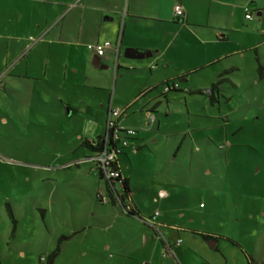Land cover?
<instances>
[{
	"label": "crops",
	"instance_id": "obj_1",
	"mask_svg": "<svg viewBox=\"0 0 264 264\" xmlns=\"http://www.w3.org/2000/svg\"><path fill=\"white\" fill-rule=\"evenodd\" d=\"M175 4L183 8L181 18L174 16ZM245 9L251 19L245 17ZM105 41L111 42L112 48H107L100 57L87 47ZM263 44L264 0H0V123L6 125L8 119L35 108L32 101H25L28 94L48 104V112L54 111L49 104L55 96L64 112L72 115L76 107L56 96L58 80L66 81L68 72L76 80L81 73L79 67L69 69L68 65L85 67L84 79L90 67L113 66L116 80L124 78L118 72L121 66H129L139 79L134 87V100L113 98L103 120L106 127L110 107H127V114L119 123L131 126L137 133L121 155L147 148L157 164L162 152L150 148L139 129L130 123L140 126L141 121L135 115L139 111L149 122L153 116L152 123L157 122L159 128L155 117L159 101L152 103V100L171 92L164 94L162 82L187 83L192 75L202 72L211 82L204 90L220 78L223 83L236 86L225 76L241 71L239 61L247 60L248 49L254 50L257 66H262L259 46ZM97 57L98 67L94 65ZM258 78L264 80V72ZM24 83L31 92L26 94ZM222 84L218 87L219 95ZM181 88L179 85L178 89ZM187 90L193 94L202 89ZM149 95L150 99L136 109V100ZM92 102L85 100V111L93 112ZM98 107H104L101 99ZM150 141L156 143L155 138ZM181 145L182 142L176 146V152ZM194 154L188 171L180 167L178 176H169V172L156 166L151 169L155 176L163 174L166 178L153 179L148 190L145 185L142 189L134 185L118 157L121 177L128 179L130 189L126 203L139 214L130 217L141 219L146 227L140 238L144 249L139 264H250L249 256L256 264H264V185L249 193L211 185L200 187L192 181V170L202 158ZM92 156L85 160L92 161ZM206 175H210L209 170ZM97 187L96 196L105 195L106 183L103 191L99 183ZM114 187L119 191L122 186L114 182ZM139 190L147 191V203L136 198ZM97 202L96 220L104 228L121 217L117 205ZM146 208H150L149 212L143 215ZM156 212L158 215L153 219ZM85 226L84 229L88 228ZM7 258L11 260L12 253Z\"/></svg>",
	"mask_w": 264,
	"mask_h": 264
},
{
	"label": "rangeland",
	"instance_id": "obj_2",
	"mask_svg": "<svg viewBox=\"0 0 264 264\" xmlns=\"http://www.w3.org/2000/svg\"><path fill=\"white\" fill-rule=\"evenodd\" d=\"M259 50L264 67V44ZM254 56V50L248 49L247 60H234L239 61L241 71L225 77L236 86L225 81L216 103H210L205 94L183 91L209 87L211 82L200 72L187 83L180 81L181 89L152 100L159 101L155 112L159 128L157 122L151 123L136 112L140 126L130 124L139 129L150 148L162 153L157 164L147 148L118 156L134 185L141 189L145 185L148 190L153 179L166 178L154 175L151 169L155 166L169 176H178L180 167H186L183 170L187 172L193 153L202 158L192 170V181L200 187L249 193L264 185V80L258 78ZM77 67L81 71L77 81L68 72L66 81L56 82V96L77 109L72 115L64 112L55 96L49 104L54 111L48 112V104L28 94L25 101H32L35 108L8 119L6 125L0 123V264H139L142 258L140 238L146 227L141 219L130 217L117 205L121 217L108 228L98 224L97 184L103 191L104 181H99L95 163L85 160L92 151L82 145L84 139L104 133L103 119L110 100H134L137 73L132 67L121 66L118 72L124 78L116 80L113 66L110 70L90 67L84 79L85 67L68 65L69 69ZM81 83L83 87L75 88ZM29 87L24 83L26 94L31 92ZM149 97L136 100V109ZM90 99L93 112L84 110L85 100ZM100 99L102 109L98 107ZM151 138L156 139L155 144ZM207 170L210 175H206ZM137 194L136 198L145 203L147 191ZM149 209L142 214L147 215ZM85 225L88 228L84 229ZM75 229L79 232L72 234ZM61 236L67 239L62 241L59 254L53 256ZM10 253L12 259L8 260Z\"/></svg>",
	"mask_w": 264,
	"mask_h": 264
},
{
	"label": "built area",
	"instance_id": "obj_3",
	"mask_svg": "<svg viewBox=\"0 0 264 264\" xmlns=\"http://www.w3.org/2000/svg\"><path fill=\"white\" fill-rule=\"evenodd\" d=\"M174 16L181 18L184 14L183 8L180 4H175ZM247 19H251V14L248 9H245ZM88 49L94 52L97 56H102L107 48H112V43L105 41L102 43L89 44ZM179 84L175 82L174 84L164 85L163 92H167L173 88H178ZM206 93H210L209 89L205 90ZM127 114L126 108H110L107 120H106V134L104 136V144L94 151L91 157L92 162L95 163L96 174L99 173L103 176L105 180L113 181L114 179L121 178V172L119 170L118 156L128 148L130 145L129 139L134 137L137 131L133 128L123 126L119 123L120 118H123ZM150 122L154 121V117L151 116ZM114 182V181H113ZM122 186V184H121ZM122 188V187H121ZM121 190V189H120ZM163 195V194H162ZM104 196V195H103ZM104 202L106 198L104 197ZM127 209H131L129 204L126 205ZM158 213L153 215V219L156 218ZM150 222V221H149ZM156 228L154 225H152ZM157 229V228H156ZM180 241V240H179ZM142 264H148L143 262Z\"/></svg>",
	"mask_w": 264,
	"mask_h": 264
},
{
	"label": "trees",
	"instance_id": "obj_4",
	"mask_svg": "<svg viewBox=\"0 0 264 264\" xmlns=\"http://www.w3.org/2000/svg\"><path fill=\"white\" fill-rule=\"evenodd\" d=\"M249 12V11H248ZM250 13V12H249ZM257 74L259 77L262 76L263 72H264V68L260 65L257 66ZM174 82H169V81H166V82H162V89H163V86L164 85H169V84H174ZM223 83V80L220 78L215 84H213L209 90H210V93H206L205 90H196L192 93H199V94H205L206 96H208L209 100H210V103H216L218 102V97H219V93H218V87L220 84ZM176 90H179L178 88H173L169 91H176ZM167 91V92H169ZM183 91H186V92H190L189 90L187 89H183ZM167 92H164L167 93ZM191 93V92H190ZM111 109L113 107H110ZM110 110V109H109ZM106 127H105V130H104V134H106ZM104 136H98L94 139H92L91 141L87 140V139H84V141L82 142V145H84L85 147L89 148L92 152L96 151L98 148H100L104 143ZM138 149V147H136ZM127 149V148H125ZM123 153V152H122ZM121 153V154H122ZM119 170H120V167H118ZM97 176L99 179H102L104 180V182L106 183V189H107V192L105 193V195H97L96 196V200L100 203V202H104V197L106 198L105 202L107 203H110V204H113V205H119L122 209V211L124 213H126L127 215L129 216H139L138 212H136L135 208H131V209H127L126 208V201L129 199V193H130V189H129V184H128V179L126 178H117V179H114L113 181L114 182H120L122 184V188L121 190H116L115 187H114V182L112 181H108V180H105L103 178V176L99 173H97ZM9 212H10V209H9ZM15 223V220L13 219V224ZM15 225V224H14ZM67 239V237L65 236H61L58 241H57V245H56V248L54 249V251L52 252V255L55 256V255H58L59 252H60V246H61V243L63 240ZM249 259V263L250 264H256V262L249 256L248 257Z\"/></svg>",
	"mask_w": 264,
	"mask_h": 264
},
{
	"label": "water",
	"instance_id": "obj_5",
	"mask_svg": "<svg viewBox=\"0 0 264 264\" xmlns=\"http://www.w3.org/2000/svg\"><path fill=\"white\" fill-rule=\"evenodd\" d=\"M147 55L149 56L150 54H147ZM96 59H97V61H96V62H94V65H95L96 67H98V61H99V57H97Z\"/></svg>",
	"mask_w": 264,
	"mask_h": 264
}]
</instances>
